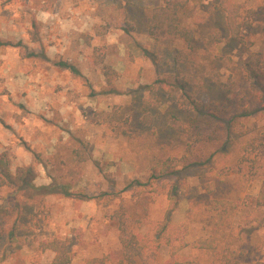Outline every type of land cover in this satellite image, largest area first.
Segmentation results:
<instances>
[{"label": "rangeland", "instance_id": "374dc122", "mask_svg": "<svg viewBox=\"0 0 264 264\" xmlns=\"http://www.w3.org/2000/svg\"><path fill=\"white\" fill-rule=\"evenodd\" d=\"M240 1L255 10L244 44L230 41L216 0H187L182 25L195 31L189 50L182 40L149 35L147 18L163 0H0V42L12 44L0 46V166L12 177L29 169L30 186L73 193L39 198L26 186L0 187V264H50L54 253L40 243L54 239L67 241L71 264H121L119 220L128 231L148 232L164 218L173 191V221L187 224V241L217 242L215 252L188 248L178 261L264 264V209L252 205L264 181V83L262 91L251 89L241 69L253 55L264 59V7ZM170 73L185 75L220 117L234 118L228 151L213 158L222 182L210 166L150 179L157 161L181 157L197 140L194 128L178 134L167 126L169 114L188 124L193 116L178 110L175 95L148 91ZM145 100L153 103L149 127L141 124ZM206 137L197 140L194 159L218 149ZM84 149L89 160L79 163L76 152ZM211 181L216 198L236 205L233 212L209 210ZM104 193L113 197L108 205L95 198ZM13 228L15 243L8 240ZM157 261L175 260L163 247Z\"/></svg>", "mask_w": 264, "mask_h": 264}, {"label": "trees", "instance_id": "16d2710c", "mask_svg": "<svg viewBox=\"0 0 264 264\" xmlns=\"http://www.w3.org/2000/svg\"><path fill=\"white\" fill-rule=\"evenodd\" d=\"M216 8L225 19V30L228 33L231 42L244 44V32L252 26V19L255 10L248 8L246 3L240 0H216ZM258 6L264 7V0H256ZM187 6V0H163L152 8L147 18V28L149 35L156 37L165 35L170 38L179 39L187 45L189 50L194 47L195 31L187 29L182 25V15ZM12 45L10 42H0V46ZM15 47L24 48L22 43L13 45ZM30 57L36 56L34 53H29ZM63 70H67L72 74H79L76 66L60 61L57 64ZM242 77L245 82L250 85L253 90L260 91L262 83H264V59L254 55L242 65ZM106 78L111 87H114V73L107 72ZM158 91L157 93H168L175 95L176 105L178 110L193 115L186 123L181 117L175 114H169L166 122L170 130L178 134L191 133L189 127L197 131L193 138L202 139L200 136L204 134L205 139L209 142L218 144V149L210 154L206 159H194L196 142H188L185 147L184 154L179 158H167L162 161H157L153 172L150 176L151 181L156 184L163 179L177 174L181 170H187L193 167L210 166L209 170L211 177L216 181L222 182L223 178L215 168L213 160L216 154H226L229 145L232 141L231 134L234 130V118L228 119L226 116L220 117L215 110L208 107L205 103L198 99V91L194 88L185 75L170 73L157 79L154 85L150 86L148 91ZM263 89H261L262 91ZM263 93V92H262ZM264 96V93H263ZM153 103L145 100L141 109L142 119L141 124L149 127L153 124V118L149 110ZM248 113L243 112L241 118L247 117ZM203 127L210 130V134L198 133ZM199 142V141H198ZM76 158L79 163L89 160V157L84 150L76 152ZM31 171L20 169L18 175L12 177L8 171L0 166V187L17 185L18 188L35 189L39 198L44 195L60 194L64 197H71L72 191L67 186H42L34 187L27 183L25 176ZM23 175V176H20ZM138 186L146 187L148 184L137 183ZM206 193L210 197L209 210L229 214L237 207L232 202L224 198H216L214 195L217 192V183L211 181L205 185ZM177 190V189H176ZM82 197H87L86 193H82ZM99 204L108 205L113 201L112 195L104 193L95 197ZM13 200H16L13 198ZM169 208L166 211L164 218L150 225V229L146 233H138L128 231L123 220H119L121 237L119 239L122 248L121 264H161L157 261V253L165 247L171 259L175 260L173 264H202L197 259L178 261L180 254L186 249L203 252H215L217 250V242L214 238H202L189 243L187 241L188 226L186 223H175L173 221V213L176 211L179 198L176 191H173L169 196ZM43 202L42 200L39 203ZM253 208L255 210L264 209V181L257 196L253 199ZM152 233V234H151ZM8 240L15 243L16 230L13 228L8 234ZM40 247L43 251H51L54 253V258L50 264H71L72 255L67 241L54 239L49 242H41ZM229 262V261H228ZM229 264H240L239 261H231Z\"/></svg>", "mask_w": 264, "mask_h": 264}]
</instances>
